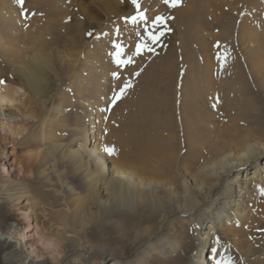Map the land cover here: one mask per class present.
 Masks as SVG:
<instances>
[{"label":"bare ground","instance_id":"bare-ground-1","mask_svg":"<svg viewBox=\"0 0 264 264\" xmlns=\"http://www.w3.org/2000/svg\"><path fill=\"white\" fill-rule=\"evenodd\" d=\"M47 3L50 6L51 0L37 2L38 5ZM220 11L233 16L238 14L234 11H242L238 18H233L240 22V36L256 50L251 56L252 62L256 65L264 62V0H187L185 5L173 10L182 36L203 32L205 28L201 25L200 16L217 18ZM23 15L13 5V0H0V52L7 47L3 46L2 39L7 37L8 42L12 32L20 31L18 23L21 30L30 27L27 18L22 19ZM12 41L14 43H9L16 51H6L12 52L14 58H21L20 49L14 48L15 40L12 38ZM31 60L39 69H44L49 63L38 55ZM202 61L199 70H161V74H166L167 83L164 86L158 83L154 87L151 85L145 97L140 94L138 101L136 98L134 105L140 121L144 125L147 120L148 128L157 132H139L132 141L135 146L132 147L133 153L141 151L144 155L149 154L153 161V164L140 167L134 173L117 169L127 168L129 161L114 158L112 165L97 149L98 146L94 147L93 142L98 138L92 130L96 128L94 111L99 107V95L105 92L106 80L100 65H84L90 77L88 80L84 77L76 79L75 92L81 100L92 101L87 117L79 118L85 121V125L77 132L78 136L65 144H57L53 133L41 132L39 142L49 153H36L34 163L30 164L32 158L24 159L22 168L24 174L30 170V174L39 177L53 176L56 174L54 160L50 159L59 155L80 182L88 187L87 201L77 199L69 217L49 215L48 226L35 216L32 219L34 226L40 229L42 252L51 257V264H229L227 254L222 256L229 233L233 232V227L243 224L242 218L249 216L252 209L263 210L259 207L263 204H258L260 201H257L256 195L264 190V123L256 122L254 130L227 132L223 137L231 136L228 141L219 136L212 138L216 132H205L203 123L209 119L193 109L202 96L197 87L206 85L208 88L223 89L218 81V71L223 68L226 58L206 53L202 55ZM12 65L15 72L8 81L14 84L15 79V85L0 84V136L17 141L23 134L25 138L38 120L29 106L31 101L28 102L29 108L24 103V111L17 105L21 88L24 93L36 96L34 85L39 78L15 62ZM72 70L71 67L69 73ZM2 76L0 73V80ZM35 101L41 112L47 108L45 119L49 124L47 129L50 128L53 118L55 121L60 114V103L54 105V101H50L48 108L43 100ZM179 105L185 110L180 112ZM39 125L42 128L43 124ZM214 127L217 130V126ZM176 142L179 148L175 158L166 160L162 152ZM118 146L124 147V143H118ZM248 165H253L250 175L242 178L236 173ZM166 170H172L179 181L174 177L170 183L162 181L159 173ZM13 183L8 180L0 182V203L5 201L17 206L26 200L29 208L22 214L29 228L26 214H33L36 203L25 191L24 185ZM132 214L148 224L134 232L129 240V252L76 244L88 220L121 218L125 221ZM206 220L209 224L203 230ZM183 230L186 237L192 240L191 251L186 258L179 251L184 241L180 239ZM20 234L18 223L0 210V264H30L29 257L24 254V246L14 238ZM207 247H210L209 257L203 259ZM219 256L220 261L217 262Z\"/></svg>","mask_w":264,"mask_h":264},{"label":"rangeland","instance_id":"rangeland-1","mask_svg":"<svg viewBox=\"0 0 264 264\" xmlns=\"http://www.w3.org/2000/svg\"><path fill=\"white\" fill-rule=\"evenodd\" d=\"M37 2L38 0H24L23 5H20L13 0V5L24 14L22 19L27 18L30 22V27L21 30V24L18 23L17 29L20 31L12 32L8 42L7 37L2 39L3 46L7 47L0 52V73L3 75L1 80L5 84L15 85V79L14 84L8 81L15 72L12 62L32 71L39 78L34 85L37 95L33 97V94L24 93L21 88L17 103L23 111L24 103L26 107L30 106L38 119L37 122L33 123L27 136L24 138L23 134L20 140L0 136V182L8 180L14 182V185H24L25 191L34 199L36 207L33 214H26L29 217V228L22 214L29 208L26 200L17 206L4 201V204L0 203V210L18 223L21 234L14 238L19 239L24 246V254L29 257L30 264H51V257L42 252L40 229L34 226L32 219L35 216L48 226L49 215L69 217L76 207L77 199L87 201L88 187L80 182L76 173L59 155L50 159L55 161H52L56 172L53 176L49 174L47 177H39L30 174V170L24 174L22 168L24 159L32 158L30 164L34 163L33 157L36 153H49L39 142L41 132H51L57 144H65L78 136L77 132L85 125V121L79 118L87 117L92 101L81 100L75 92L76 79L84 77L88 80L90 77L85 70L87 66L84 65H100L104 69L102 72L106 80L105 92L99 95V107L94 111L96 128L92 130L98 135L97 140L93 142L94 147L98 146L97 149L112 165L114 158L129 161L127 168L117 169L134 173L140 167L146 168L153 164V161L150 160L149 154L144 155L141 151L133 153L132 147L135 146L132 141H135L139 132H157L148 128L147 120L142 124L138 109L134 105L135 100L137 98L138 101L140 94L145 97L151 85L154 87L158 83L164 86L167 83L166 74H161V70H199L203 63L202 55L209 53L225 56L226 62L218 71V81L224 88L219 90L208 88L206 85L198 86L197 92L202 96L198 98L193 109L209 119L203 123L205 132H216L212 138L219 136L228 141L231 136L223 137L227 132L249 128L254 130L256 122L264 123V62L258 65L252 62L251 56L256 50L250 47V42L240 36V22L233 18H238L242 11H234L238 13L234 16L220 11L217 18L202 15L200 20L205 30L182 36L178 31L173 10L185 5L187 0H179L175 7L164 4L162 0H140V10L144 12L147 24L127 22V18L136 12L131 0H51L50 6L48 3L38 5ZM156 16L162 17V22L153 25L152 21ZM146 27L159 39L155 42L149 39L145 34ZM12 38L15 40L14 48L20 49L21 58H14L12 52L6 51H16L11 48L14 43ZM138 42L146 47L136 55ZM117 43L122 48L119 59L126 61L131 57V63L116 62L114 54ZM36 55L49 62L44 69L35 67L31 59ZM71 67L73 70L69 73ZM126 84L128 86L125 88ZM121 88H125L124 92L113 102L114 95L119 93ZM35 98L43 100L46 105L50 101H54V105L57 102L61 105L60 114L55 121L49 116L50 119L53 118V123H50L48 129L49 124L45 119L47 108L41 112ZM30 101L31 105L28 106ZM50 105L51 103L47 105L48 108ZM179 110L181 112L185 109L179 105ZM39 124H43L42 128ZM214 126H217V130ZM118 143H124V147H119ZM105 147L113 148L114 154L105 152ZM178 148V142L169 144L162 155L166 160L169 157L173 160ZM109 157L111 158L108 159ZM251 169L253 165H248L236 173L243 178L250 175ZM172 170L159 173V178L166 183H170L173 177L177 180ZM256 196L257 201H260L258 204H263L259 205L263 210L255 207L257 210L252 209L249 216L243 217V224L233 227V232L228 235V242L223 246L222 256L227 254L229 264L264 262V190ZM122 221L121 218H113L111 221L90 219L84 232L80 233V238L76 239V244L129 252V240L134 232L148 223L134 214L123 223ZM208 224L209 220L203 223V230H206L205 226ZM180 233V239L184 241L179 251L185 254L186 258L190 254L192 240L186 237L185 230ZM189 236L192 237L190 234ZM126 240L128 242H123ZM209 249L210 247H207L203 259L209 257ZM220 257H217V262Z\"/></svg>","mask_w":264,"mask_h":264},{"label":"snow or ice","instance_id":"snow-or-ice-1","mask_svg":"<svg viewBox=\"0 0 264 264\" xmlns=\"http://www.w3.org/2000/svg\"><path fill=\"white\" fill-rule=\"evenodd\" d=\"M162 2L166 5H169V6H172V7H175L178 3H179V0H162ZM16 3L20 4V5H23L24 3V0H16ZM131 3L134 5L135 9H136V12H135V15H131L127 18V22L129 23H132V24H136L138 22H142L144 24H147V18L144 14L143 11L140 10V0H131ZM162 22V17L160 16H156L155 19L152 21V24L155 25V24H158V23H161ZM145 34L147 35V37L149 39H151L153 42H155L156 40L159 39L158 36H154L151 34V32L149 31V29L146 27L145 28ZM139 35V33H138ZM162 35V33H161ZM141 40H143V37H141ZM146 47V45L142 44V43H137L136 44V48H135V54L136 55H139L142 51V48ZM115 48H116V52H115V57H116V62L118 64H124V63H131V57H129L128 60L126 61H121L119 59V56L121 55V52H122V48H121V45L120 44H115ZM113 75L115 76L116 73H113ZM4 81L3 80H0V84H3ZM128 85L126 84L125 85V88L127 87ZM125 88H121L120 89V92L117 93L116 95H114L113 97V102H115V100L119 99V96L120 94H122L125 90ZM104 151L107 152L109 155H112L114 154V149L113 148H108V147H105L104 148ZM219 264V262H218Z\"/></svg>","mask_w":264,"mask_h":264}]
</instances>
